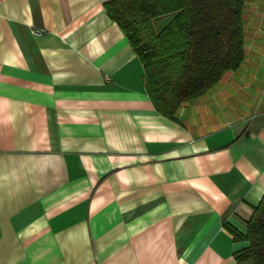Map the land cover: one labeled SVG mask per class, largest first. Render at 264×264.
I'll return each instance as SVG.
<instances>
[{
  "label": "crops",
  "instance_id": "1",
  "mask_svg": "<svg viewBox=\"0 0 264 264\" xmlns=\"http://www.w3.org/2000/svg\"><path fill=\"white\" fill-rule=\"evenodd\" d=\"M105 1L0 0V264H256L264 47L170 118Z\"/></svg>",
  "mask_w": 264,
  "mask_h": 264
},
{
  "label": "trees",
  "instance_id": "2",
  "mask_svg": "<svg viewBox=\"0 0 264 264\" xmlns=\"http://www.w3.org/2000/svg\"><path fill=\"white\" fill-rule=\"evenodd\" d=\"M246 0H107V13L121 26L144 65L147 93L156 109L176 118L183 101L204 93L245 57ZM172 18L162 26L156 20ZM249 245L240 263L264 264V196L246 233L227 225Z\"/></svg>",
  "mask_w": 264,
  "mask_h": 264
},
{
  "label": "rangeland",
  "instance_id": "3",
  "mask_svg": "<svg viewBox=\"0 0 264 264\" xmlns=\"http://www.w3.org/2000/svg\"><path fill=\"white\" fill-rule=\"evenodd\" d=\"M263 10H264L263 8L260 7L257 8L251 2L250 3L248 2V11H247L246 23H245L246 25L245 36L248 43L259 44V46L261 47H264V21H263L264 19L260 24V21L257 22L256 16L257 15H260V17L264 16ZM259 38H262L263 40L259 41Z\"/></svg>",
  "mask_w": 264,
  "mask_h": 264
}]
</instances>
